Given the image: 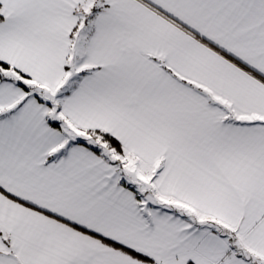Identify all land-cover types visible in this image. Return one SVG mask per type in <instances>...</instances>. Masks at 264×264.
<instances>
[{
	"label": "snow or ice",
	"instance_id": "1",
	"mask_svg": "<svg viewBox=\"0 0 264 264\" xmlns=\"http://www.w3.org/2000/svg\"><path fill=\"white\" fill-rule=\"evenodd\" d=\"M0 264H264V0H0Z\"/></svg>",
	"mask_w": 264,
	"mask_h": 264
}]
</instances>
